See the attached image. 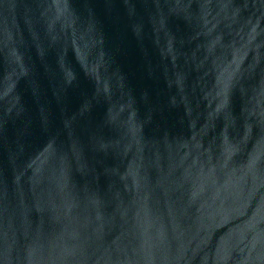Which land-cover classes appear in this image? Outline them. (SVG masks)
I'll use <instances>...</instances> for the list:
<instances>
[{
  "label": "water",
  "instance_id": "water-1",
  "mask_svg": "<svg viewBox=\"0 0 264 264\" xmlns=\"http://www.w3.org/2000/svg\"><path fill=\"white\" fill-rule=\"evenodd\" d=\"M0 264H264V0H0Z\"/></svg>",
  "mask_w": 264,
  "mask_h": 264
}]
</instances>
